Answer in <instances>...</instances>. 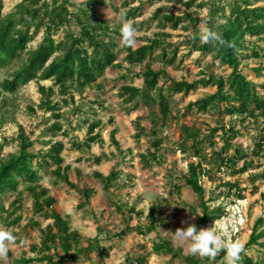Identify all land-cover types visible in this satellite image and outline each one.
<instances>
[{
    "label": "trees",
    "instance_id": "trees-1",
    "mask_svg": "<svg viewBox=\"0 0 264 264\" xmlns=\"http://www.w3.org/2000/svg\"><path fill=\"white\" fill-rule=\"evenodd\" d=\"M175 1L186 9H190L198 0ZM257 2H264V0H227L226 3H223V0H201L200 7L208 9L207 27L213 28L225 40L230 41L234 47L222 46L218 43H203L199 38L197 27L200 21L192 15L187 14L182 19H178L172 13L161 14L160 10L154 14V19L163 21V24L170 25L173 29H177L184 20L188 21L195 31L192 37L193 50L200 51L204 55H211L212 63H218L229 69L231 72L227 77L216 76L210 72L206 77L193 82L186 79L177 81L165 70H154L153 63L147 59L149 56L152 57L155 48L160 49V56L152 58L151 61L160 59L164 65H171L177 58V49L170 50L171 45L165 44L164 38L168 36L165 34L161 35V39H149L148 44L137 49L124 48L126 52L124 62L131 66L144 64V70L138 74L143 80L141 88L130 84H124L118 88L120 100L132 108L129 109V112L140 107L147 110L151 117L154 151L149 149L146 155H142L145 163L143 166H148L146 156H151L156 163L160 162L157 152L160 150L162 140L158 139V129L161 126H167L166 122L171 116L169 98L175 95L187 97L201 86L216 88L215 93L190 102L188 109H196L202 113L216 111L230 117L237 116L242 121L247 118L258 120L262 117L264 123V97L259 95L257 84L249 80L240 70L242 64L240 54L246 49L247 38L256 36L264 40V6H255L254 4ZM106 3L107 0H87L84 5L75 6L71 0H21L13 13L4 15L2 13L3 0H0V68L18 60L15 62L11 77L0 80V96L4 92L14 94L34 79L51 80L54 86L39 87L40 109L51 112L52 117L56 119L54 123L44 129L51 136L47 142L48 149L46 150L32 151L34 142L21 125L18 127L16 138L12 140L18 147L15 154L1 156L3 145H0V219L2 224L19 226L23 218L19 212L23 210L24 197L27 195L32 201V214L26 226L37 229L41 236L38 244L30 246L31 253L36 254L37 257H22L14 260L13 264H63L68 260L76 263L80 256L90 257L94 253L110 256L109 251L112 247H102L99 236L92 239L85 238L71 228L70 218L57 210V199L51 195L50 188L41 182L40 177L41 172L47 171L55 165L56 169L52 172L56 180L54 184L62 182L70 189L77 190L79 209L84 210L89 206L94 195L93 189L88 186H83L80 189L71 182L69 178L71 166L62 167L64 159L61 154L65 150V144L62 141H53V137L62 131V124L58 121L63 117L61 104L67 105L69 102H74L72 91L81 93L86 88L94 86L95 89L101 90L104 88L105 77L109 71L123 68L122 63H116L118 57L116 47L118 38L121 37L120 24L104 19L96 9L97 6H104ZM125 4L128 9L123 11L126 12L129 19H136L142 12L141 4L138 7H130L129 4ZM73 24L77 30L72 29ZM137 25L134 21L136 28ZM187 28L185 27V29ZM40 31L43 32L42 41L35 49L27 51L28 43ZM58 32L62 33V38L57 41L55 36ZM252 56L259 62V67L254 70L257 76H262L264 47L253 44ZM55 86L60 95L68 96V99H63L62 103L54 102L52 97L55 95ZM222 104H226L224 111H221ZM32 112L34 111L32 110ZM4 120L3 109L0 108V126ZM88 125L87 140L84 143H73L76 150L85 148L90 151L95 144L103 145L104 140L100 131L103 122L98 119ZM136 130L135 137L139 140L145 135L147 129L137 122ZM220 130L224 132V145L220 151H214L209 156L205 153L202 145L209 143L215 147L213 138ZM231 131L233 132V130ZM182 132L184 139L181 150L184 153H192L193 157L198 159L197 162L190 161L188 163V171L185 174L186 185L200 201L199 212L193 207H190V210L198 218L197 229L207 228L210 221L218 219L222 208H211L205 199L206 191L200 180L202 177L209 176L213 170L211 167L207 169L206 166L217 163H219V167L236 166L238 161L244 158V153L239 146H236L235 156L227 155V152L233 148L231 138L236 133L233 132L231 136H228L224 125L211 129L203 139L200 130L183 126ZM114 136L115 132L112 131V145L120 155L125 154L126 152L121 149ZM261 147V143H258L257 148L261 149ZM105 158V154L93 156V161L98 165ZM249 166H252V163L244 161L241 172L247 170ZM76 173L78 176L80 175L78 169ZM119 174V172H113L105 176L100 172L93 173L94 177L102 183L106 192H110L113 184L117 182ZM172 189L180 191V187L177 186ZM241 192V189H238L237 196L243 199ZM262 196L264 197V194ZM10 197L12 200L9 207H6L5 202ZM110 203L112 204V201ZM115 207L122 215V230L105 228L104 231L102 228H98V233H103L108 240L123 238L133 233L147 236L156 232L159 227L165 226L161 217L160 205L158 208L153 205L145 217H143V212L137 211L135 208H130L125 212L119 203H115ZM134 218L136 224L133 223ZM44 221H51V223L44 227L42 226ZM262 237H264V218H259L245 248L254 245L264 247V242H259ZM142 248H144L142 255L127 257L125 264H147L150 255L169 257L170 260L181 258L186 264H208L210 262L206 258L201 260L194 255L185 256L181 249L173 248L169 241L163 239L154 242L150 251L145 245ZM58 250L64 257L59 256ZM224 256L225 253L221 252L210 264L224 260ZM65 257L69 259L67 260ZM241 264H254L253 259L245 254V250L242 253Z\"/></svg>",
    "mask_w": 264,
    "mask_h": 264
},
{
    "label": "rangeland",
    "instance_id": "rangeland-1",
    "mask_svg": "<svg viewBox=\"0 0 264 264\" xmlns=\"http://www.w3.org/2000/svg\"><path fill=\"white\" fill-rule=\"evenodd\" d=\"M21 0H3L2 13L8 15L15 11L16 6ZM87 0H71L77 5H84ZM227 0H223L226 3ZM201 0L196 1L194 6L186 9L175 0H107L106 5L97 6L96 9L104 19L111 23L115 20H109L108 16L115 17L121 11L128 9L125 3L130 7L142 5V12L136 19L138 31L136 33L137 43L134 49L148 44V40L156 38L161 39L165 34V44H170V50L177 49V58L174 64L164 65L160 59L151 61L152 58H159L160 49H154L152 57L147 61L153 63V69L156 71L165 70L167 73L181 81L186 79L189 82L202 79L208 73L212 72L216 76L227 77L230 70L212 63L211 55H204L200 51L193 50L192 37L194 29L188 21L181 22L177 29L163 24V21L154 19V14L160 10L161 14L172 13L178 19H182L187 14L199 19L197 24L199 34L204 27H207L208 9L200 7ZM255 6H264V2H257ZM74 9V8H72ZM117 9V10H116ZM227 13V10L225 11ZM185 27H188L185 29ZM73 30L77 27L73 24ZM33 29L31 30V32ZM264 36V35H263ZM262 36V37H263ZM43 32L40 31L28 43L27 51L35 49L42 41ZM62 38V33L58 32L55 39ZM118 46L116 63H122V69H111L105 77L104 88L95 89L86 88L81 93L72 91L74 102L63 104V99L68 96H61L58 88L55 86V95L52 97L54 102L61 104V113L63 117L58 119L62 124V131L53 137V141H62L65 144V150L61 157L64 159L63 166L70 165L71 171L69 178L71 182L80 189L88 186L93 189L94 195L87 208L81 210L78 208L79 195L77 190L70 189L64 183H55V177L52 172L56 169L53 165L47 171L40 174L41 182L50 188L51 195L57 199L56 208L63 215L70 218L71 228L78 231L85 238H94L99 236L101 245L105 248H114L109 257L103 253H94L92 256H80L76 263L68 261L63 264H125L127 257H136L144 252L143 245L150 251L154 242L159 239L169 241L173 248L181 249L182 254L192 255L187 251L185 245L174 239L170 233H174L177 228H186L189 224H197L198 218L190 207L199 209V199L197 195L186 185L185 174L188 171L190 161H198L192 153H184L181 150V144L184 139L182 127L187 126L193 130H200L201 138L207 136L211 129L225 126L228 136H232L233 148L227 152L230 157L235 156L236 146L243 150L244 158L240 159L236 166L219 167V163L206 166L213 168L209 176L201 178V184L205 188V199L211 208L221 207L222 212L215 221H210L207 227L215 226L222 230L226 235L233 239L239 238L247 245L254 225L259 218H264V123L263 118L258 120L247 118L242 121L239 117L219 114L216 111L207 113L198 112L196 109H188V104L198 99L216 92V88L199 87L191 92L187 97L175 95L169 100L171 102V116L167 126H161L158 129V139L162 140L159 153L160 162H155L150 156H146L148 166H143L142 155H146L148 150H153V139L151 135V117L147 110L140 107L134 111L129 105H125L118 97V88L124 84H130L141 88L143 80L138 76L144 70V64L131 66L124 62L126 52L124 47ZM246 49L242 51L241 72L251 81L257 84L259 95L264 97V70L262 76H257L254 69L259 67V62L252 58L253 44L264 47V40L260 37H248ZM13 63L6 64L0 68V80L10 78L15 66ZM52 87L53 81L34 79L27 85L22 86L16 93H2L0 96V108L3 109L5 120L0 126V145H3L1 156L15 154L18 150L17 144L12 140L18 134V127L21 125L26 129L27 134L31 136L34 152L48 149L47 142L51 139L48 131L44 130L46 126L55 122L51 112H45L40 109L41 94L39 87ZM132 107V105H131ZM226 104L221 105V111H224ZM32 110L34 112H32ZM101 120L102 144H95L92 149L87 151L76 150L73 143H84L87 140L88 124L96 120ZM141 123L147 130L145 135L139 140L136 139V124ZM159 127V125H158ZM233 130V132L231 131ZM115 132V140L119 142L121 149L126 152L120 155L115 146L112 145L111 132ZM224 132L220 130L214 136L215 147L209 143H203V149L209 156L211 153L218 152L223 147ZM263 137V139H262ZM261 143V149L257 144ZM130 151V152H128ZM155 153V152H154ZM106 155V158L98 165L93 161V156ZM244 161L252 163V166L243 172ZM79 170L78 176L76 170ZM100 172L105 176L111 173L119 172L118 180L113 184L110 192L103 189L102 183L97 180L93 173ZM229 183V184H227ZM180 187V191L173 190V187ZM238 189H241L243 199L238 198ZM171 192V193H170ZM230 192V195H229ZM112 201V204L110 203ZM12 198L5 202L6 207ZM109 203V206H108ZM115 203L122 205V209L127 212L130 208L143 212L145 217L153 207L160 205L161 217L165 226L159 227L156 232L147 236L137 235L135 233L123 238H114L108 240L104 234L98 233V228L121 231L123 227L122 215L116 210ZM32 201L26 195L24 197L23 210L19 212L23 216L19 226H8L13 230L17 237V244L10 251V264L14 260L22 257L35 258L36 254L31 253L30 246L38 244L40 233L37 229L27 227L28 220L31 218ZM109 209V210H108ZM149 209V210H148ZM108 211L112 214L109 215ZM134 217V216H133ZM51 221L42 222L46 226ZM133 223L136 224L134 218ZM0 224L2 221L0 219ZM103 231V232H104ZM110 231V230H109ZM110 234V232H109ZM264 242V237L259 240ZM147 250V252H148ZM54 253V252H53ZM59 256L64 257L58 250ZM245 254L253 259L254 264H264V247L254 245L245 248ZM195 256V255H194ZM198 257V256H196ZM203 260L202 258L198 257ZM212 263L210 261L208 264ZM45 264V263H36ZM147 264H186L181 258L170 260L169 257L150 255ZM207 264V263H205ZM215 264H225V260H220Z\"/></svg>",
    "mask_w": 264,
    "mask_h": 264
},
{
    "label": "clouds",
    "instance_id": "clouds-1",
    "mask_svg": "<svg viewBox=\"0 0 264 264\" xmlns=\"http://www.w3.org/2000/svg\"><path fill=\"white\" fill-rule=\"evenodd\" d=\"M108 18L120 24V46L134 48L137 43L136 33L138 29L134 26L133 20L127 18L124 11H121L115 17L109 15ZM199 38L206 44L218 43L222 46L234 47L230 41L225 40L211 27H204L199 34ZM170 234L174 239L185 245L187 251L192 255L214 261L221 252H224L225 264H241L242 253L245 250L244 242L239 238L233 239L222 230H218L215 222L212 227H201L199 229L195 224H189L186 228H177L174 233ZM16 244L17 237L13 230L0 224V264H10L9 253Z\"/></svg>",
    "mask_w": 264,
    "mask_h": 264
},
{
    "label": "crops",
    "instance_id": "crops-1",
    "mask_svg": "<svg viewBox=\"0 0 264 264\" xmlns=\"http://www.w3.org/2000/svg\"><path fill=\"white\" fill-rule=\"evenodd\" d=\"M109 206V203H108ZM109 210V209H108ZM109 215H111L112 213L110 211H108ZM109 229H112L111 227H109ZM114 251V248L110 250V253H112Z\"/></svg>",
    "mask_w": 264,
    "mask_h": 264
}]
</instances>
